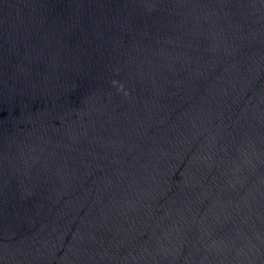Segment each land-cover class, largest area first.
<instances>
[{"label":"water","instance_id":"1","mask_svg":"<svg viewBox=\"0 0 264 264\" xmlns=\"http://www.w3.org/2000/svg\"><path fill=\"white\" fill-rule=\"evenodd\" d=\"M0 264H264V0H0Z\"/></svg>","mask_w":264,"mask_h":264}]
</instances>
